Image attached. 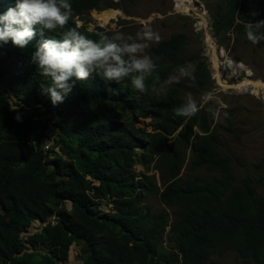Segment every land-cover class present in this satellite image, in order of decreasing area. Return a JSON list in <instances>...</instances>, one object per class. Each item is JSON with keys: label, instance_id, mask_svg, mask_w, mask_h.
<instances>
[{"label": "trees", "instance_id": "16d2710c", "mask_svg": "<svg viewBox=\"0 0 264 264\" xmlns=\"http://www.w3.org/2000/svg\"><path fill=\"white\" fill-rule=\"evenodd\" d=\"M70 2L67 27L90 11L117 9L111 0ZM14 5L0 0V14ZM251 12L264 20V0H222L209 10L214 38H246L242 25ZM77 28L90 39L103 32ZM60 34L37 32L24 49L0 43V264L65 263L72 244L81 264H209L228 250L264 264V196L257 193L263 176L237 181L233 158L220 151L219 128L232 131V121L212 126L202 109L173 119L171 110L185 102L179 84L140 93L128 80L105 82L96 74L53 105L39 92L43 78L30 57L39 42ZM186 43L176 33L152 48L161 81L186 63ZM189 61L192 87L206 90L205 59ZM140 118L150 119V131L137 127ZM151 165L166 178L161 191L147 174ZM155 192L171 214L144 205ZM33 221L44 226L22 236Z\"/></svg>", "mask_w": 264, "mask_h": 264}, {"label": "rangeland", "instance_id": "374dc122", "mask_svg": "<svg viewBox=\"0 0 264 264\" xmlns=\"http://www.w3.org/2000/svg\"><path fill=\"white\" fill-rule=\"evenodd\" d=\"M111 1L117 9L90 11L83 19L76 20L77 27L85 25L88 31L99 28L108 34L123 32L135 36L144 25H148L159 34L160 41L176 33L185 34L187 43L181 59L186 63L182 67L192 73L195 62L189 61V57L198 55L204 58L210 72L211 84L206 90L197 91L192 87L189 77H185L179 83L168 85L167 90L179 84L184 100L189 95L197 101L206 95L212 97L209 103L201 108L207 114L210 124L224 125L226 117L233 123L230 132L219 128L221 153L233 158L237 181L247 173L261 172L263 180L262 185L257 187V193L264 196V41L252 44L243 36L235 39L233 35L230 40L214 38L210 28L209 10L216 5H222V0ZM158 43H152L146 50L153 59L152 48ZM178 68L180 67L173 68L169 76L175 74ZM149 122L150 119L140 118L136 125L150 131ZM50 145L52 142L46 138L45 150H48ZM257 164H261L262 167L258 169ZM136 168L137 172L144 170L141 166ZM184 173L185 171H182V174ZM147 174L154 177L158 191H161L166 178L160 174L156 165H151ZM65 205L67 209L70 208L69 202ZM144 205L153 210H166L169 214L172 212L160 203L158 192L148 194ZM101 208L105 209L104 206ZM35 225V228L34 225H30L22 236L27 237L43 227L41 223ZM162 245L163 248L169 249L166 236ZM78 250L77 244L70 246L67 262L59 264H81ZM209 264L254 263L245 261L235 251L228 250L219 256L213 255Z\"/></svg>", "mask_w": 264, "mask_h": 264}, {"label": "clouds", "instance_id": "9594fccd", "mask_svg": "<svg viewBox=\"0 0 264 264\" xmlns=\"http://www.w3.org/2000/svg\"><path fill=\"white\" fill-rule=\"evenodd\" d=\"M243 22L248 41L259 44L264 41V20H254L257 12H251ZM73 17L70 0H15L0 14V43L11 41L14 47L24 49L39 32H60L59 39L47 38L38 43L31 54L30 63L36 66L42 77L39 92L53 105L62 103L76 86L96 74L105 82L128 80L132 87L145 93L163 94L167 86L192 77L185 67L161 81L157 64L146 50L161 39L158 33L144 25L135 36L123 32L98 33V39H90L77 27H67ZM150 82V85H149ZM212 99L206 95L197 101L191 95L179 107L173 108L172 118L191 119ZM227 116V113H225ZM20 119L19 115L15 117Z\"/></svg>", "mask_w": 264, "mask_h": 264}, {"label": "water", "instance_id": "95a60500", "mask_svg": "<svg viewBox=\"0 0 264 264\" xmlns=\"http://www.w3.org/2000/svg\"><path fill=\"white\" fill-rule=\"evenodd\" d=\"M36 223H40L39 221H33L32 223H31V226L32 225H35ZM44 226V225H43ZM41 230V229H40ZM37 232V231H36ZM33 234V233H32ZM72 245H74V244H72Z\"/></svg>", "mask_w": 264, "mask_h": 264}, {"label": "bare ground", "instance_id": "6f19581e", "mask_svg": "<svg viewBox=\"0 0 264 264\" xmlns=\"http://www.w3.org/2000/svg\"><path fill=\"white\" fill-rule=\"evenodd\" d=\"M234 61V60H233ZM214 63H215V61H214ZM231 63H233V62H231ZM237 63V62H236ZM227 65H228V61H227ZM229 66V65H228ZM213 70H214V68H213ZM238 70V69H237ZM215 71V70H214ZM221 83V82H220Z\"/></svg>", "mask_w": 264, "mask_h": 264}, {"label": "built area", "instance_id": "2783aa9c", "mask_svg": "<svg viewBox=\"0 0 264 264\" xmlns=\"http://www.w3.org/2000/svg\"><path fill=\"white\" fill-rule=\"evenodd\" d=\"M211 28V27H210ZM229 67V66H228Z\"/></svg>", "mask_w": 264, "mask_h": 264}]
</instances>
